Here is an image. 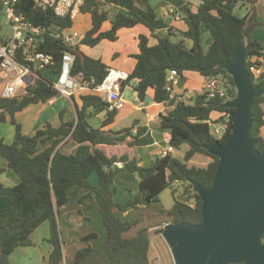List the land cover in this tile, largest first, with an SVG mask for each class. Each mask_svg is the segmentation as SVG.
I'll return each mask as SVG.
<instances>
[{
	"label": "trees",
	"instance_id": "trees-1",
	"mask_svg": "<svg viewBox=\"0 0 264 264\" xmlns=\"http://www.w3.org/2000/svg\"><path fill=\"white\" fill-rule=\"evenodd\" d=\"M220 0H201L194 10L191 3H185L181 14L185 18L188 28L181 31L184 38L193 41L191 47L183 39L174 41L173 33L159 37L156 44L151 45L149 37L139 35V52L133 56L136 64L128 84L135 80L134 88L141 100H144L149 88L155 91L157 102H167L173 108L161 115V128L171 129L169 145L180 149L184 144L189 148L183 158L171 152L158 157L150 166H142L133 149L131 141L123 147V152L108 153L102 146L96 145L100 129L89 123V118L99 112L107 110L104 124L111 123L118 110H109L108 103L101 94L95 92L82 95V104L76 105V118L63 121L59 126L46 123L43 128H37L30 135L23 132L22 125L16 120V113L37 102H48L58 95L53 86L39 80L24 95L14 98L2 96L0 86V121L8 117L15 125V136L12 143L0 139V155L8 160V168L15 172L20 181L8 186L0 181V264H12L9 257L19 246H30L34 242L31 234L45 221L50 222V236L48 242L53 249L46 264H61L64 259V240L60 232V208L69 201L70 189H85L88 192L80 197L82 201L93 192L99 202V210L107 228V238L100 246L91 244L76 251L72 264H150L151 239L148 228H142L133 237H125L136 223L124 219L122 212L129 207L140 208L159 201V194L176 181L188 184L183 194L177 195L173 189L175 202L167 215L171 222L188 221L200 223L203 220L202 199L193 190L192 181L211 186L217 171L219 158L210 154L204 145L223 141L233 128L234 108H225L222 104L237 93L233 77L219 63L229 59L236 49L240 36H245L248 45L246 58L247 69L253 64L263 65L264 46L253 37V30L258 24L252 2L251 10L245 16H239L219 4ZM240 2L245 0H228ZM113 3L125 7L128 12L119 11L112 20L110 29L102 31L104 21L108 19V12L101 11V7ZM137 3L145 4L152 16H156L148 0H87L82 6V12H89L92 17V27L81 38L80 44L95 46L103 39L114 41L118 38L121 28H131L146 21L136 12ZM20 11L26 19L41 26L72 27L71 17L57 16L51 10L35 7L34 0H19ZM1 8V5H0ZM208 27L213 35V41L204 50L201 27ZM3 25L0 19V31ZM80 44L72 47L60 38L44 33L40 49L53 54L58 60L66 51H70L75 58L72 74L82 72L83 80H89L93 86L100 83L108 73L109 66L100 58H93L80 49ZM176 69L183 82V73L191 70L203 76L222 75L228 84L227 97L207 99L205 94L198 93L193 103L177 101L171 98V91L167 88V77L171 70ZM252 83L260 86L264 91V78ZM231 112L227 132L217 138L211 132L208 124L213 112ZM264 95L255 97L253 104L252 137L256 140V148L264 151ZM139 131L137 135L141 134ZM73 139L78 143L93 144L89 154L65 153L61 142ZM53 139V142L38 151L40 142ZM199 154L212 157L206 166L189 165V162ZM117 162H122L119 166ZM121 170L138 174L140 191L126 203L116 202V189L113 183L116 174ZM5 171L0 167V175ZM96 172L99 184L92 185L90 176ZM191 200L193 202H191ZM166 212L165 210H162ZM98 233L93 231L84 236L85 240L96 238Z\"/></svg>",
	"mask_w": 264,
	"mask_h": 264
},
{
	"label": "crops",
	"instance_id": "crops-1",
	"mask_svg": "<svg viewBox=\"0 0 264 264\" xmlns=\"http://www.w3.org/2000/svg\"><path fill=\"white\" fill-rule=\"evenodd\" d=\"M148 1L150 3L151 7L155 11V14H156L155 17L149 13L148 7L145 4L137 3L135 10L146 21V23H139L136 26L131 27V28H127V27L121 28L118 31V38L114 41H111L108 39H103L100 43H98L95 46L80 44L81 51L84 52L85 54L93 57V58L102 59V61L105 62L109 67H116V68L124 69L127 72L131 73V71L134 69L135 64H136V58L133 55L139 52V46L137 44L139 43V35L140 34L147 35L149 37L150 44L153 45V44H156L158 42L159 37L165 36L171 32V33H173V36L180 38V40L183 39L185 41V43L187 44V46L191 47L193 44V41L189 38H184L181 34V31L187 30L188 24H187L185 18L183 17V15L181 14L180 8L185 3H191L192 8L194 10H196L197 6L201 3V0H148ZM235 3L241 4V6H243L244 9H246V12L241 14V15L237 14L236 10L238 9V7H236L234 5ZM219 4L222 7L228 9L229 11H231V12H233L239 16H245L252 8V2H250V0H245V1H240V2H230L228 0H220ZM101 11H107L108 12V19L106 21H104L102 28H101L102 31H105V30H108L111 28L112 20L116 17V14L119 11H122L125 13L128 12V10L125 7H121V6L113 4V3H109V4L102 6ZM254 11H255L256 19H257L258 23H260L261 25L264 24V0H256L255 1ZM81 13H89V12L80 11L77 15H75L73 17V26L71 27V29L73 31L77 32L80 35V38H82L85 35V33L87 32L86 31L85 33H81L79 30H77L74 27V20ZM176 13H178V14L176 15ZM90 16H91V14H90ZM261 25L260 26L257 25L254 28L253 37L264 46V26H261ZM204 26L205 25L203 24L201 27V35H202L203 47H204L205 42H206L205 45H207L206 47H204V50H207L208 49L207 47H209V45L213 41V35H212L211 30L206 26H205L206 29H204ZM91 27H92V17H91V26L87 30H89ZM210 36H212V37H210ZM118 42L121 43V45H118ZM132 43H136L137 47L135 46V44L132 45ZM261 60H262L263 65H264V59L262 58ZM204 81H205V76L201 75L199 72L188 70V71H185L183 73V82L181 83V88H179V90L178 89L177 90L179 93L183 92L182 90H193V91H195V93H199ZM135 82H136L135 80H132L128 84H125L123 87L126 105L123 108L124 111L121 112V114L123 115V114L131 113L133 107L132 108L127 107V104L133 100V95L131 96V94L133 93L134 96L136 97V100L139 101L137 104L134 105V108L136 110H143V112L145 114V118L141 121L136 120L132 127L125 128L123 130L124 131L123 133H125V135H123V134L115 135L114 133H117V132L108 131V130L103 128L104 132H106V133H104V134L98 133V136L96 139V145H99V146H102L105 148V147H110V145H118V144L123 143L125 141H127L128 143L132 141L134 143L133 149L136 150V153H137L136 157L138 159L139 164L142 166H150L155 162V160L158 157L165 156L164 154H162V151L164 149L168 148V146H169V145L168 146H162L160 148V147H158L157 144L160 141L159 140L160 137L163 135H166V137H168V139L170 140L171 132L166 131L167 130L166 128H161L160 122H161V115L168 113L173 108V106L169 105L167 102L155 101V99H154L155 91L153 88H149L147 91L146 98L144 100H140V98L138 96V92L134 88ZM87 93H91V91H89V90L77 91L72 95L71 98L61 96L63 98H66L68 100V102L70 101L73 104V106L75 108V115L74 116H72V114H71L72 112H69L67 107L64 104H62L60 106L61 107L60 110L55 111L53 113L52 117H54V120L52 118L44 119L43 122L41 124H39V121H40V119H39L35 123L34 127L31 128L33 121L37 117H39L38 115L36 116L33 114L32 121L29 124L28 134H30V135L34 134L37 128H43L46 123H51L53 126H59L63 121L74 120L76 118V105L78 104L81 106L82 95L87 94ZM57 97H54L50 101L46 102V104L43 105V108H47V106H48L47 104L57 103V101H58V99L56 100ZM31 105L32 104L27 106L28 109L31 108ZM19 112L16 113V120L18 118ZM44 113H45V109L43 110V112L41 111L40 117L43 116ZM214 113H216V116H214V117H217L218 113L213 112L212 115ZM107 114H108L107 110H104V111L99 112L95 115H97V117L100 116L101 118L105 119L107 117ZM116 115H115V117H116ZM92 117H93V115L90 116V118H92ZM90 118H89V123L93 127L96 128V126H95L96 121L90 120ZM114 121L115 120H113L110 124L114 123ZM156 128H158L159 130H163V131L161 133H156V131H155ZM139 131H142V133L136 136L135 134H137ZM108 132H112V133H108ZM105 134H108V136L107 137L104 136ZM14 136H15V125L11 122L10 118L8 117V119L6 121H0V139H4L7 143H12L14 140ZM106 140H107V142H105ZM52 142H53V139L48 140L46 142H40L38 145V151L43 150L44 148L49 146ZM106 144H109V145H106ZM60 145H62V150L65 153H80V154L85 155V154L91 153V151L93 149V144L78 143V142L74 141L73 139H67V138L65 140H63ZM81 145H87V146L84 147V149H82ZM125 146L126 145H123V147H125ZM142 148H144L145 150L142 151L141 153H139V155H138V149H142ZM77 149H79V150L77 151ZM173 152H171V153L173 154ZM108 153H114V152L110 151ZM0 167L5 169V171L0 175V181L1 182H3L4 184H6L8 186H13V185H16L20 181L19 176L15 172H13L11 169L8 168V160L6 158L4 160V159H2V157H0ZM128 173H130V172L128 171ZM89 180H90L92 185H98L99 184L98 174L96 172H94L90 176ZM117 182L118 181L115 178L112 187L116 188L115 199L120 201L119 203H121V204L127 202L130 198L135 196L140 191V181L138 183L133 179H129L128 182H124L123 185L127 186V187H132L133 189H131V191H128V192L126 191L125 196L122 199H119L118 193H119V191L123 192V190H120L118 188ZM72 190H75V193H72L71 192ZM87 192L88 191L85 189H76L75 187H73L72 189H70V192H69L68 203H66L64 206H62L60 208V218H61V212L64 208H65L64 214L66 216H68L66 223H67L68 229L70 230V233H71V239L72 238L77 239V237H78V238H81L83 241L87 242L86 244H82L81 246H79V248L85 247L89 244L94 246L91 243V240L94 238H91L89 240H85L84 236L93 232V231H96V230H91L88 232L83 231L84 234H79L78 229L80 228L79 226L81 224H85L86 222L93 220L92 216H95L97 218V222L100 223L102 226L104 224L101 213H100V216L102 219L93 213V211H96L95 206L92 209H88V207H91V206L97 204V207L99 210V202L96 198H94V193L91 194L92 197L91 196L88 198L85 197L82 201H80V197L82 195H85ZM72 200H74V202H71ZM75 201H78V203L75 204ZM146 207L147 206H145V205L141 206L140 208L129 207L128 210H126L124 212V214L122 213V216L124 217V219H127L126 218L127 215H130L129 213L134 212V211L130 210L131 208H134L136 210H140V209H144ZM99 212H100V210H99ZM133 214H135V212ZM131 220H133V219H131ZM60 225H61V219H60ZM43 228H45L46 235H47L45 238L49 237L50 236V223H49V221H45L41 226H39L31 234V238L33 235L40 232ZM125 233H124V236L127 237L125 235ZM99 234L101 237L106 239L107 234H108L107 228L105 227V231H104L103 227H101V231ZM136 234L129 236V237H133ZM63 239H64V237H63ZM33 242L36 243V240L34 239ZM94 247H98V246H94ZM151 247H152V244H151ZM151 247H150V252H149L150 264H152L151 263L152 262ZM17 249L18 248H16V250ZM52 249H53V247L51 245L50 249H49L48 256H46V255L44 256L45 264L47 263V261L50 257ZM77 250H75V252L73 253V256H72L73 260H74V257H75ZM156 258H158V257H156ZM71 263L66 262V264H71Z\"/></svg>",
	"mask_w": 264,
	"mask_h": 264
},
{
	"label": "water",
	"instance_id": "water-1",
	"mask_svg": "<svg viewBox=\"0 0 264 264\" xmlns=\"http://www.w3.org/2000/svg\"><path fill=\"white\" fill-rule=\"evenodd\" d=\"M248 50L242 35L232 56L219 63L237 88L222 104L235 109L233 128L223 141L204 145L219 158L212 185L191 182L203 202V220L164 225L174 264H264V151L251 134L254 98L264 91L252 83Z\"/></svg>",
	"mask_w": 264,
	"mask_h": 264
},
{
	"label": "built area",
	"instance_id": "built-area-1",
	"mask_svg": "<svg viewBox=\"0 0 264 264\" xmlns=\"http://www.w3.org/2000/svg\"><path fill=\"white\" fill-rule=\"evenodd\" d=\"M34 1L35 7L38 9L51 10L57 16L73 19L87 0ZM0 5L1 23L2 25L7 24L12 30V35L9 38L2 40L0 37V86H2L3 97L14 98L24 95L30 87H33L39 80H43L53 86L58 94L68 98H71L77 91L89 90L101 94L108 103L109 110H120L125 107L123 83L129 79V72L109 67L105 78L93 86L89 80H83L82 72L75 76L72 74L75 58L70 51L64 52L58 60L53 54L40 49L44 33L60 38L64 43L75 47L80 44L81 40L77 32L73 31L71 27H46L35 24L26 19L20 11L19 0H0ZM2 31L3 27L0 33ZM46 71L55 75L54 82L44 77ZM249 71L256 82L264 78V65L253 64ZM167 88L171 91V98L186 103H193L196 94H198L193 90L178 92L181 83L180 74L176 69L171 70L168 74ZM199 93L205 94L207 99L227 97L229 87L222 75L205 76ZM217 113V117L212 116L207 122L211 128H214L216 134L220 133V136L217 137L221 138L229 127L231 112ZM173 151L174 148L169 145L162 151V154L166 155ZM117 164L123 166L122 162H117Z\"/></svg>",
	"mask_w": 264,
	"mask_h": 264
},
{
	"label": "rangeland",
	"instance_id": "rangeland-1",
	"mask_svg": "<svg viewBox=\"0 0 264 264\" xmlns=\"http://www.w3.org/2000/svg\"><path fill=\"white\" fill-rule=\"evenodd\" d=\"M234 5L236 7H238V9L236 10L237 14L241 15V14L246 12V9H244V7L241 6V4L235 3ZM257 25L260 26L261 24L258 23ZM90 26H91V16L89 13H81L74 20V27L77 30H79L81 33H85ZM261 26H264V24H262ZM204 29H206L205 26H204ZM11 35H12L11 28L7 24L4 23L3 24V31H2V33H0L1 39L5 40V39L9 38ZM210 37H212V36H210ZM172 39L174 41L180 40V38H177L175 36H173ZM119 42H118V45H121V43H119ZM134 44L136 46V43H132V45H134ZM205 44H206V42H205ZM205 44H204V47L207 46ZM44 77L49 79L51 82H54L56 79L55 75L49 71L45 72ZM132 95H133V100L127 104V107H130V108L133 107L131 113L122 115L121 112H123L124 109L118 110L117 115L114 119L115 120L114 123H112V124L108 123L105 125L103 122L104 119L101 118L100 116L97 117V115H93V117L90 118V120L96 121L95 126H96V128L100 129L99 134L100 133H102V134L106 133L103 130V128H104L108 131L117 132V133H114L115 135H117V134L125 135V133H123L124 132L123 130L125 128L132 127L136 120L141 121L145 118V114H144L143 110H136L134 108V105L137 104L139 101L136 100V97L134 96L133 93L131 94V96ZM57 96H56L57 97L56 100L58 99L57 103L47 104L48 105L47 108H43V105L46 104V102L41 101V102L33 103L34 105L32 104L30 109H28V107H26L18 113L17 122H19L22 125L24 133L28 134L29 124L32 121L33 114L36 116L38 115L39 117H37L33 121L31 128L34 127L35 123L39 119H40L39 124H41L44 119L52 118L54 120V117H52V115L55 111L60 110V108H61L60 106L62 104H64L67 107L69 112H72L71 113L72 116L75 115V108H74L73 104L70 101L68 102V100L66 98L61 97L64 95L58 94ZM64 97H66V96H64ZM44 109H45V113L43 114V116L40 117V113H41V111L43 112ZM212 116L213 117L216 116V113H214ZM166 129H167L166 131L171 132V129H169V128H166ZM155 131H156V133H161L163 130H159L158 128H156ZM211 132H212V134L214 133L216 137L220 136V133L216 134L214 132L213 127L211 128ZM262 132L264 134V127L262 129ZM108 133H112V132H108ZM135 135L137 136V134H135ZM104 136L107 137L108 134H105ZM159 140L160 141L157 144L158 147L161 148L162 146H168L169 145V139H168V137H166V135L161 136ZM105 142H107V140ZM106 145H109V144H106ZM123 145H128V142L125 141V142L120 143L118 145H110V147H105V149L108 152L113 151L114 153H119V152L122 153L123 152V149H122ZM86 146L87 145H81L82 149H84V147H86ZM188 148H189V146L187 144H184L180 149H174L175 151L173 152V154L179 158H183L185 155V152L187 151ZM78 150L79 149H77V151ZM144 150H145L144 148L138 149V155H139V153H141ZM135 154H137L136 150H135ZM0 157H2V159L5 160V158L3 156L0 155ZM211 160H212L211 156L199 154V155H196L189 162V165L195 164L198 166H206ZM115 178L118 181L117 182L118 188L120 190H123V192L119 191V193H118L119 199H122L125 196L126 191L128 192V191H131V189H133L132 187L124 186L123 185L124 182H128L129 179H133L139 183L138 174L128 173L127 170L119 171L116 174ZM187 187H188L187 183H184L181 181H176L172 184V186L165 188L159 194V201L152 203L151 205L147 206L144 209L136 210L134 208H131L130 210L134 211L135 214H133L134 212L133 213L131 212V213H129L130 215H127V217H126L127 220H131V219H133L131 221L137 220V223L134 225V227L125 233V235L127 237L138 233V231L142 228H148V232L150 234V239H151V244H152V247H151V257H152L151 263L152 264H174V260H173L170 248H169L167 242L165 241V239L162 235V231L164 229L165 223L170 221V218L167 215V211L172 208V206L175 202V198L173 195V189L177 190V195H181V194H183L184 190ZM71 192L75 193V190H72ZM90 196L91 195L87 196L86 198H88ZM94 198H96L95 193H94ZM114 198H115V195H114ZM115 200L118 203L120 202L117 199H115ZM71 202H74V200H72ZM191 202H193V201L191 200ZM76 203H78V201H75V204ZM94 206H95L96 211H93V213L101 218L97 204L93 205L91 207H88V209H92V208H94ZM162 210H165L166 212H163ZM64 212H65V208L62 210L61 218H60L61 219V225H60L61 237L62 238L64 237V239H63L64 240V248H63L64 259H63V262L61 264H66V262L71 263L73 261L72 256H73V253L75 252V250H77L79 248V246H81L82 244L87 243L86 241H83L81 238H78V237H77V239L76 238L71 239V233H70V230L68 229V226L66 223L68 216H66L64 214ZM122 213L124 214V212H122ZM92 219L93 220L88 221L85 224H81L79 226L80 227L78 229L79 234H84L83 231L88 232L91 230H96L97 233L98 232L100 233L101 227H103V229L105 231L104 224L102 226L100 223H98L97 218L95 216H92ZM99 233H98V237H96L97 239L94 238L91 240V243L94 246H100L101 243L105 240V238L101 237ZM46 236L47 235H46L45 228H43L37 234L33 235L32 239L33 240L35 239L36 243H33L30 246H19L18 249L14 253H12L9 257L11 263L12 264H45L44 256L45 255L48 256L49 249L51 246L47 240L48 237L45 238ZM156 257H158V258H156Z\"/></svg>",
	"mask_w": 264,
	"mask_h": 264
}]
</instances>
